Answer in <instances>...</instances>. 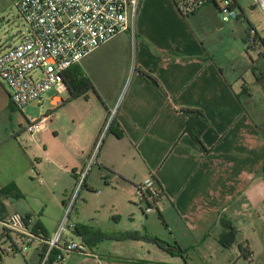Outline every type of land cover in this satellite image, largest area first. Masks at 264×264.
Returning <instances> with one entry per match:
<instances>
[{"label": "crops", "instance_id": "1", "mask_svg": "<svg viewBox=\"0 0 264 264\" xmlns=\"http://www.w3.org/2000/svg\"><path fill=\"white\" fill-rule=\"evenodd\" d=\"M153 1H140L134 29L78 63L93 88L74 99L67 88V99L54 95L58 107L39 131L26 129L0 80V218L20 212L52 237L63 214L58 222L45 220V209L31 203L27 186L45 179L67 208L83 192L90 197L101 185L110 187V173L136 187L151 174L165 194L155 208L169 231L163 237L177 248L160 256L152 245V258L145 262L264 264V129L259 121L264 117V44L246 42L250 25L264 39V13L257 0H236L242 14L226 22L209 3L181 18L179 26L162 19ZM172 4L166 8L184 16ZM191 17L204 25L194 27ZM11 37H0V50L13 44ZM186 107L202 110L208 119L202 134L207 151L185 131ZM109 114L120 123L123 137L105 132ZM95 165L99 172L94 174ZM100 176L105 184L97 181ZM11 183L22 197L1 191ZM78 224L104 231L96 218L72 220L68 229L90 249L83 252L88 257L75 255L74 264H106L96 252L99 240L88 244L85 238L94 242L92 234L77 232ZM231 227L237 230V248L221 241Z\"/></svg>", "mask_w": 264, "mask_h": 264}, {"label": "built area", "instance_id": "2", "mask_svg": "<svg viewBox=\"0 0 264 264\" xmlns=\"http://www.w3.org/2000/svg\"><path fill=\"white\" fill-rule=\"evenodd\" d=\"M12 1L24 20L25 30L12 35L13 44L0 50V80L8 87L12 104L22 110L34 101L44 100V94L51 89H56L57 95L64 92L67 87L63 72L66 69L80 63L120 32L134 29L141 0ZM177 1V8L183 15H191L209 3L217 7L223 21H231L241 15L234 0ZM257 3L264 13V0H257ZM259 39L254 30L248 31L246 42L249 46ZM112 116L110 114L105 132L108 131ZM46 119L30 118L26 129L30 132L39 131ZM137 189L142 199L147 201L146 211L154 210L165 195L160 181L151 174L145 177ZM0 226L3 228L0 238L11 237V232L15 231L30 243L34 240L20 212L0 218ZM61 231L46 241L48 248L41 264L48 263L50 252L55 247H61L63 251L55 263L62 262L67 251L85 252L83 244L71 240L62 243ZM17 250V245L7 248L0 246L1 256Z\"/></svg>", "mask_w": 264, "mask_h": 264}, {"label": "rangeland", "instance_id": "3", "mask_svg": "<svg viewBox=\"0 0 264 264\" xmlns=\"http://www.w3.org/2000/svg\"><path fill=\"white\" fill-rule=\"evenodd\" d=\"M251 1L253 2V0ZM173 2L174 0H154L153 4L156 6L157 13L162 19L173 23L179 21V26H181V18L186 19V16H176L174 12L166 8V6L170 8ZM245 9L250 10L251 7L247 6ZM179 13L183 15L180 11ZM199 19L200 18L197 17H191L189 21H191L194 27L200 29L204 24H201ZM20 30H25V23L22 17L19 16L14 2L12 0H0V37L9 38L19 33ZM56 94V89H51L44 94V100L34 101L25 106L22 111L18 109L17 112L22 123L27 126V120L30 118H47V116L58 107L51 100ZM58 96L67 99L68 92L58 93ZM259 121L261 122V127L264 129V117L259 118ZM93 163V161L89 162L88 169L83 179L92 168ZM97 171L99 172L97 165H95L93 170L94 174ZM108 175L110 177L109 180H112L110 187H103V185H101L99 193L90 197L85 196V192H83L76 200V203L69 204L67 208L63 205V201L53 193L52 187L45 179L43 183L37 182L35 186H27L24 190L27 192L31 203L37 204L41 209L42 207L45 209V211H41L45 220L57 221V216L63 214L62 219H60L61 223L58 225V230L53 235L55 236L61 229L62 243L67 239L68 234L71 241L74 240L75 242L82 243V238L73 234L70 229H68V225L72 223L73 219L78 217L81 220L90 222L91 219L96 218V224L103 227V233L108 235L100 239L96 247V252L102 254L103 262L106 264H152L151 262H145V260H151L152 257L149 252L151 249H154V246L158 249L160 256L167 254L169 251L161 247L157 242L147 240L146 237L147 235H152L166 240L163 235L169 232L166 228L167 224L159 218L157 209L146 211V202L139 195L136 185L131 183L126 184L118 177H114L111 173ZM97 181H102V184H105V178L101 176ZM80 186L81 185L78 186L77 190L80 189ZM141 208L144 209V212L149 216V220L146 218L145 214L142 213ZM69 215L71 217L68 219ZM2 229L3 228L0 226V232ZM131 233L138 234L139 238L131 236ZM237 240L238 235L232 242L236 248L238 246ZM15 245L18 247L17 251L2 254V256L0 254V261L2 264L40 263L41 250L39 249L38 238H34L30 243L26 237L15 231L11 232V237L0 238V246L2 248H7L8 246L14 247ZM89 250L88 248L85 252H89ZM152 252L153 255L157 253V251L154 250ZM69 253L65 252L64 260L58 264H74L76 259L74 260L73 257H75V255L77 259L80 257H88V255L83 252L72 253L71 255L74 256L69 255ZM90 261L93 260L90 258ZM174 261L178 260L176 259Z\"/></svg>", "mask_w": 264, "mask_h": 264}, {"label": "trees", "instance_id": "4", "mask_svg": "<svg viewBox=\"0 0 264 264\" xmlns=\"http://www.w3.org/2000/svg\"><path fill=\"white\" fill-rule=\"evenodd\" d=\"M175 4H178L177 0H174ZM234 5L238 7L241 11L242 14V9L238 5V2L234 0ZM249 30H254L255 28L250 25ZM262 43L264 44V39L260 38ZM147 74V73H146ZM64 76V82L66 84L67 89L70 92V99L77 98L79 96L85 95L86 92H88L91 88H93V82L90 79L89 76L83 72L80 64H75L68 69H66L63 72ZM182 112L187 116L186 119V126H185V131L191 135V137L205 150L207 151V147L204 145L203 140H202V134L204 131L208 128L209 122L204 114V112L200 109L197 108H183ZM110 115V114H109ZM108 131L111 133H114L117 137L121 138L124 136V130L122 129L120 123L117 121L115 117H113ZM3 193L7 194H12L17 198H20L23 196V193L19 189L18 185L16 183H11L4 187L1 190ZM67 205V203L65 202ZM159 216L163 219V215L160 212ZM25 224L30 228L31 232L33 233L34 237L33 238H38L39 241V249L41 250L40 254V263L42 261V258L47 251L48 245L46 241L50 238L49 235L47 234L46 230L44 229L43 225L41 223L36 222L35 224L31 225V219L28 216H24ZM76 230L79 233H82L84 236L87 234H92V237L94 239V242H90L88 239L85 238V240L93 246L95 244V241L102 239L103 237H107L108 235L101 232L100 230H96L93 227L86 225V224H78L76 226ZM133 237H138V234L131 233L130 234ZM237 236V230L235 228L230 229V231L226 234L223 235L222 238V243L224 246L228 247L232 244V242L235 240ZM147 240L157 242L161 247L164 249L168 250L170 253L174 254L175 253V248L176 245H172L171 243L160 239L159 237L152 236V235H147L146 237ZM181 251L180 254L184 255L183 250L180 249ZM59 254H63V251L61 247H55L52 249L49 255V263H55V260H57V256Z\"/></svg>", "mask_w": 264, "mask_h": 264}, {"label": "water", "instance_id": "5", "mask_svg": "<svg viewBox=\"0 0 264 264\" xmlns=\"http://www.w3.org/2000/svg\"><path fill=\"white\" fill-rule=\"evenodd\" d=\"M12 38V37H11Z\"/></svg>", "mask_w": 264, "mask_h": 264}]
</instances>
